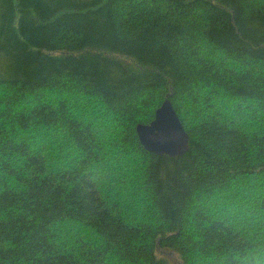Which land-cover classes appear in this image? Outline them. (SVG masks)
I'll return each instance as SVG.
<instances>
[{"label": "trees", "instance_id": "1", "mask_svg": "<svg viewBox=\"0 0 264 264\" xmlns=\"http://www.w3.org/2000/svg\"><path fill=\"white\" fill-rule=\"evenodd\" d=\"M170 253L264 264V0H0V264Z\"/></svg>", "mask_w": 264, "mask_h": 264}, {"label": "water", "instance_id": "2", "mask_svg": "<svg viewBox=\"0 0 264 264\" xmlns=\"http://www.w3.org/2000/svg\"><path fill=\"white\" fill-rule=\"evenodd\" d=\"M135 131L148 152L174 156L187 148L188 134L168 98L155 109L153 118L148 123L137 124Z\"/></svg>", "mask_w": 264, "mask_h": 264}, {"label": "rangeland", "instance_id": "3", "mask_svg": "<svg viewBox=\"0 0 264 264\" xmlns=\"http://www.w3.org/2000/svg\"><path fill=\"white\" fill-rule=\"evenodd\" d=\"M86 110L89 111L88 107L86 108ZM43 144L45 143L44 141L42 142ZM168 259L170 264H179V260L177 259V257L174 254H168Z\"/></svg>", "mask_w": 264, "mask_h": 264}]
</instances>
